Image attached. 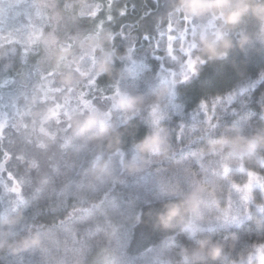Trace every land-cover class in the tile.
<instances>
[{
	"label": "trees",
	"instance_id": "1",
	"mask_svg": "<svg viewBox=\"0 0 264 264\" xmlns=\"http://www.w3.org/2000/svg\"><path fill=\"white\" fill-rule=\"evenodd\" d=\"M57 2L61 8L79 18L80 14L86 11L85 0ZM103 2L106 7L107 0ZM65 3L69 6L64 7ZM113 4L116 9L112 11L114 23L110 28L118 33L120 26L124 25L125 33L135 38L134 42L119 36L114 39L117 51L124 52L129 46L134 49V75L121 81V88L126 89V84L131 83L132 87L134 86L136 76H140V82L143 83L145 79L171 67V62L163 49L154 52L151 43L142 38L144 33H152L159 38L153 29L159 19L157 12L160 10V2L114 0ZM124 5H127V12L120 16L119 12ZM37 11L42 16L47 14L46 9H29L20 0H0V17L8 20L13 28L21 30L19 33L13 31L10 35L6 27L4 32H0V45L16 46L17 51L21 53L25 48L32 52L29 40H35L38 36L36 31H39L43 24L36 16ZM149 11L151 14L142 19L144 13ZM25 13L32 17L31 27ZM250 28L246 31L249 32ZM10 40L13 43H8ZM174 48L178 51L179 45L174 43ZM256 54L246 55L237 47L230 52L226 60L197 63L195 73L189 75L187 81H176L172 86L171 95L167 96L169 103L164 101L161 108V122L170 134L169 155L151 159L141 171L132 174L125 171L117 160H113L111 175L102 182L93 181L90 176V157L95 152L112 155L131 150L132 145L150 131L147 123L152 118L149 114V104L153 98L150 89V93H147L140 85L136 91L145 97V107L128 124L116 123L119 131V151L107 145L97 148L88 144L82 152L76 149L75 141L69 142V133L55 141L44 133L41 125L49 121V109L54 104H44L45 97L38 89L37 83L34 84L31 79L29 83L9 90L14 98L3 97L0 113H12V110L18 108L25 111L31 107L33 110L30 114L36 128L33 130L31 119L25 116L18 124L21 127L17 133L7 128V125L12 123L8 117V123L4 122L7 128L5 148L19 155L23 141L27 138L43 139L50 146L46 152L34 153L38 162L34 168L17 164L16 161L9 165V169L22 183L20 197L27 201L26 205L29 202L26 210L22 212L28 226L32 225L33 229L36 224L38 228L33 231H42L44 236L47 231L57 232L58 235L66 233V238L56 240V244L65 243L69 248L66 252L70 254L71 259L66 260L67 264H178L181 249L192 247L194 239L190 238L183 226L178 225L168 230L157 227L156 214L161 211L163 203L175 199L178 194L189 192L191 177L195 182L206 184L216 168L212 164L215 158L199 156L200 151L206 149L208 144L200 135L204 123V113L200 111L202 103L208 114L213 115V123L217 124L218 130L214 138L232 126H239L246 133L264 128V57L259 58ZM158 55H164L165 60L160 59ZM135 57L140 58V61ZM125 64L126 61L116 60L114 70H122ZM98 81L115 82L103 75ZM56 83L61 85L59 77ZM229 96L230 100L227 98ZM217 97L220 99L215 112L212 113V103ZM39 104L43 106L40 107ZM100 106L110 107V101L103 102ZM24 123L29 124L27 130L22 127ZM181 126L185 130L177 138ZM2 160L5 162L0 154V161ZM241 163L244 172L229 173V179L238 186L247 181V172L250 170L264 174V165L259 163L258 157L245 159ZM205 166L212 167V171H206ZM158 175L165 179L166 185L173 187L171 192L160 189L159 193H151L150 184ZM2 177L6 179L7 173ZM26 178H29L30 182ZM153 190H156V187ZM257 190L254 188L253 192ZM261 199L262 195L257 191L254 200L258 203ZM198 228L200 234L212 240L234 244L222 264H235L236 261L238 264H248L246 258L249 253H253L259 244L264 243V215H261L254 205L237 223L201 222ZM72 230H75L74 234ZM4 255L5 252H0V264H9Z\"/></svg>",
	"mask_w": 264,
	"mask_h": 264
},
{
	"label": "clouds",
	"instance_id": "2",
	"mask_svg": "<svg viewBox=\"0 0 264 264\" xmlns=\"http://www.w3.org/2000/svg\"><path fill=\"white\" fill-rule=\"evenodd\" d=\"M170 11L200 25L190 34L188 43L195 50L199 60L215 62L226 60L234 48L245 51L254 40L264 43V0H169ZM254 20L259 29L255 34L245 30L249 20ZM209 25H214L210 27ZM112 34L109 31L99 35L87 34L78 37L75 48H58L51 56L52 68L56 71L61 85L71 87L78 76L74 74L79 64L78 54L95 57L94 70L96 75L106 76L109 80L121 81L134 75V59L128 50L119 52L112 47ZM116 60L126 61L122 70H114ZM72 66L73 71L68 70ZM172 86L161 79L149 104L161 112L165 98L171 95ZM145 97L127 89L118 87L110 98V109L119 112L124 117L119 123L126 125L145 107ZM162 119L147 123L150 131L134 143L131 155L125 160L122 157L121 166L129 174L139 172L153 158H163L171 151L170 134ZM70 125V141L91 144L94 147L107 145L118 149L119 131L117 124L99 110H89L83 113L75 112L68 117ZM228 161H243L253 159L264 151V128L245 132L239 126H232L207 144ZM113 165L112 158L103 154L97 155L90 164V176L93 181L102 182L110 177ZM209 186L195 183L191 191L181 193L175 199L168 200L156 214L157 227L168 230L183 226L190 238L194 239L192 247L180 251L178 264H222L224 257L234 244L212 240L200 234L198 225L206 219ZM22 219V214L15 212H0V252L7 251L11 255L41 248L45 244L42 231H33L16 237L15 227ZM264 264V257H261Z\"/></svg>",
	"mask_w": 264,
	"mask_h": 264
},
{
	"label": "snow or ice",
	"instance_id": "3",
	"mask_svg": "<svg viewBox=\"0 0 264 264\" xmlns=\"http://www.w3.org/2000/svg\"><path fill=\"white\" fill-rule=\"evenodd\" d=\"M21 3L28 6L29 9H46L51 10L49 15L42 16L39 11H37L36 16L43 21L41 32L43 27L51 28V34L55 37V43L64 48H75V41L78 37L82 35V30L78 24L74 25L75 35H72L68 30L67 26L63 30V39L59 38V33L61 31V26L59 24V17L55 14L56 9L60 6L55 0H20ZM159 2V0H157ZM114 0H107V8L105 13V5L103 0H85V10L80 14L81 18H87L91 21L89 26L83 31H87L89 34L99 35L103 31L107 30L112 34V47H114V39L116 36H119L123 39H127L131 42L135 41V38L126 34L124 31V25L120 26V31L113 32L110 26L114 23V17L112 15ZM167 5L166 11L161 15L159 22L154 24V32L158 34L153 35L144 33L142 38L146 41H149L152 45V50L157 53L158 50L163 49L166 53V56L170 59L171 67L164 69L165 75L161 79L169 82L172 85L176 83L177 73L172 70L173 66H178L181 69L180 75L183 77V81L189 79L188 72L195 73L197 63L203 64L202 60H199L195 50L188 43L187 37L190 34L194 33L196 29L200 26L197 21L191 20L188 17H184L178 14H174L170 11L169 0H165ZM68 4H64V7H68ZM135 5H133V8ZM127 12V5H124L123 9L119 12L120 16H124ZM105 13L104 15H100ZM151 11L144 13L141 17L142 19L146 15H150ZM166 17V19H163ZM25 18L29 22V27H31L32 17L25 13ZM214 27V25H209ZM8 28L9 34L11 35L13 31L19 33L21 30L19 28H13L11 23L8 20H5L3 17H0V32H4L5 28ZM166 37V40L164 39ZM19 43V41H16ZM153 42L154 45L153 46ZM8 43H13L9 41ZM174 43L179 45L178 51L174 48ZM29 44L35 46V40H29ZM166 45V47H165ZM0 48H3V45H0ZM128 52L132 54L133 46L128 47ZM25 54L28 52V49L25 48ZM176 52V54H174ZM79 64L74 69V74L78 76V79L71 87H64L56 83L57 73L49 70L47 67L39 68L40 76L39 80L47 84V95L43 100L44 104L51 102L54 104L52 119L47 123L41 125V128L44 130V133L48 136L49 139L55 141L61 137H66L70 131V125L68 123V117L75 112L83 113L89 110H99L102 115L109 116L112 120L114 113L111 111L110 107L102 108L100 105L103 102L110 101L111 96L105 95L106 89L99 86L98 77L94 70L95 57L88 56L86 54H78ZM187 57L185 60L184 57ZM162 60H165L164 55H158ZM195 57V59H193ZM136 63V61H134ZM38 64H49L47 59V52L44 50V54ZM163 67V65H162ZM70 71H73L72 66H69ZM167 75L175 77L176 79L169 80ZM119 81H115V91L118 89ZM51 94V95H49ZM50 97V99L48 98ZM228 100L231 99V96L227 97ZM217 97L212 103V113L215 112L217 103L219 101ZM39 106H43L39 104ZM33 109L30 107L23 112H17V116L23 118L25 116L31 119V125L33 130H35L36 125L33 122L31 117V111ZM151 117L154 121H159L163 119L161 112L157 110L155 106H150ZM200 111L204 113V123L200 129V135L208 141V143L214 140L217 133V124L213 123V115H209L208 111L205 110V105L202 103L200 106ZM124 117L120 118V121ZM21 125H18L13 122L7 125V128L15 130L17 133L20 131ZM22 127L27 130L29 128L28 123H24ZM6 125L0 123V154L5 162L0 163V175L4 176L7 173V181L12 182L13 186L8 187L10 193L16 194V202L22 203L20 198L21 187L18 178L13 174L9 169V165L13 161H16L17 164H24L28 167H36L37 159L34 155L35 152H46L50 147L43 139H32L27 138L23 141L21 152L19 155L12 153L8 148H5L4 141L6 139L7 132ZM53 128L55 130H53ZM185 128L181 126L180 131L177 133V138L184 132ZM199 156L202 158L204 156H212L216 161V168L211 173V179L206 185L211 188L208 190V204L206 208L205 215L208 218L215 219H224L227 220L230 217L235 218V215L238 212L247 213L253 205L256 210L264 215V200L260 202H255L254 196L257 191L264 195V175L260 174L258 171H248L247 172V182L243 183V186L240 187L237 184L233 183L229 179V173L232 171L235 172H244V166L240 164V161H237V166L235 169H230L228 160L222 156V154H217L214 149H203L200 151ZM259 163L264 165V151L257 154ZM18 181V182H17ZM222 181V182H221ZM254 186L257 187V191L253 192ZM12 211H16L15 208ZM56 239V238H55ZM264 249V243L259 244L258 250ZM249 260H251V253L248 255ZM238 264V261L235 262Z\"/></svg>",
	"mask_w": 264,
	"mask_h": 264
},
{
	"label": "rangeland",
	"instance_id": "4",
	"mask_svg": "<svg viewBox=\"0 0 264 264\" xmlns=\"http://www.w3.org/2000/svg\"><path fill=\"white\" fill-rule=\"evenodd\" d=\"M55 2H57V0H55ZM160 2V10H158L157 12V17L159 19H157V22H159V20L161 19V17H159L158 15H161L162 13H164L166 11V7L167 5L165 4V0H159ZM106 8L107 5L105 7V13H106ZM116 9V6H114L113 4V8L112 11ZM51 10H47V15H49ZM105 13H101L100 15H104ZM58 17H59V24L61 26V31L59 33V38L63 39V30L64 27L67 26V30L72 34L75 35V28L74 25L78 24V26L81 28L82 30V35H87L89 34L87 31H83L84 29H86L89 24L91 23V21L87 18H79L76 15H71L67 10H64L63 8H61L60 6L56 9V13H55ZM163 19H166V17H163ZM43 25V24H42ZM245 30H248L249 27L250 31L248 33L250 34H255L258 29L259 26L258 24L254 21V20H249L248 23L244 26ZM41 28L42 26L38 29L39 31H36V45L33 46L32 45V52H27L25 54V52L23 51L18 52L17 51V47L16 46H5L3 48L0 49V102L2 101L3 97H11L14 98V95L11 94L12 92H8L9 90H12L15 86L18 85H24L30 82V80L32 79V82H34V84L37 83L38 85V89L40 91L43 92V97H46L47 95V84L43 85L39 80V76H40V71L39 68H45L47 67L49 70H53L52 68V60H51V56L52 53L58 49V48H62L60 46H58L55 43V37H53L51 34H49L51 32V28L49 27H43V31L41 32ZM107 30L103 31L106 32ZM81 35V36H82ZM190 38L187 37V39ZM166 40V37L164 38ZM166 47V45H165ZM44 50L47 52V59L49 61V64H38L39 60L42 59L43 54H44ZM244 54L246 55H251V54H255L259 57V58H263L264 57V43L258 41V40H254L253 43L248 46L246 48L245 51H243ZM135 59L137 61H140V58L135 57ZM187 59V57L185 56V60ZM193 59H195V57H193ZM127 63V62H126ZM196 66V65H195ZM173 71H175L177 73V77H179V79H183V77L180 75L181 73V69L178 66H175L174 68H172ZM188 76L192 74V72H188L187 73ZM165 75V71H161L158 75H154L151 76L147 79H145L142 82L141 77L140 76H136L137 79L134 83V86L132 87L131 83L126 84V89L129 91H132L133 93L136 94H140L139 91H136V89L138 87H140V85L143 86V90L146 91L147 93H150V91L148 89L151 90V93H154L155 90L157 89V86L161 80V77ZM169 80L172 79H176L175 77H172L170 75H167L166 77ZM177 79V80H179ZM125 79L121 80L124 81ZM176 80V81H177ZM119 81L118 87L121 88L122 83ZM99 82V81H98ZM121 82V83H120ZM131 82V81H128ZM44 83V82H43ZM99 86L100 87H104L106 89L105 91V95L107 96H111L114 91H115V82H109V83H102L99 82ZM173 86V85H172ZM5 89H8L7 91H4ZM51 95V94H49ZM142 95V94H141ZM50 98V97H48ZM19 100V98H18ZM165 101L167 103H169V100L167 99V97L165 98ZM54 107V106H53ZM165 107V106H164ZM23 112L22 108H18V109H14L12 110V113L10 112H6L3 111L2 114L0 113V119H2V123H4L6 120H8V117H10V120L13 122V120L15 121V123L20 124L22 119L21 117L17 116V112ZM162 113V112H161ZM52 115H53V108L51 107L49 109V114H48V118L49 120L52 119ZM122 117V114L119 112H115L114 113V117H113V121L115 123H119L120 122V118ZM46 119V120H47ZM6 123H8L6 121ZM88 144H82L79 141H75V146L76 149H78L79 152L84 151L85 147ZM102 154L101 152H95L91 158V160H93L97 155ZM105 157H111L112 160H117V162L119 164H121V160L122 157L123 159H127L130 155H131V150L128 151H122L120 153H115L112 155H105L103 154ZM225 158V157H224ZM0 163H3V160L0 161ZM240 164L241 161L239 162ZM114 164V161H113ZM215 167H216V161L212 163ZM229 167L230 169H235V167L237 166V161H228ZM206 171H208L210 173V171H212V167H208L205 166L204 168ZM264 175V174H263ZM192 178V182H190V190H192V188L194 187L195 181H193V177ZM28 182H30L29 178H26ZM18 182V181H17ZM152 184H150V186L152 187L151 193H154L155 191H157L159 193L158 190L163 189V191H172L173 187L170 185H166L165 184V179L162 178L160 175H158L156 177V179H152ZM247 182V181H246ZM189 183V182H188ZM20 184H22L20 182ZM12 187L13 184L12 182L7 181V178H3L0 175V212H5V211H12L13 208L16 209V211L18 210L21 214L24 210H26L27 205H29V202L27 203V205L25 204V200L23 201V197H20L22 200V203H17L16 202V194L15 193H10L8 191V187ZM243 185H241L240 187H242ZM156 190H153L155 189ZM145 187L143 186L142 189H144ZM254 188H257L256 186H254ZM253 188V189H254ZM262 195V194H261ZM264 200V195H262V199ZM15 212V211H12ZM247 213L245 212H238L235 215V218H229L227 220L224 219H215V218H208L206 216V219L202 222L203 224L205 223H210V222H219V221H227V222H233V223H237L239 221L242 220V218L246 215ZM38 226L36 224H34V228L33 229H37ZM32 229V225H29L26 223V218L23 217L22 214V219L19 221V223L17 224V226L15 227V235L16 237L19 236H23L26 233H30L33 232ZM72 233H75V230H72ZM45 244L38 249H34V250H30L27 252H23V253H19L16 255H11L9 254L7 251L5 252L4 255V259L9 263V264H67L66 260H70L71 258L69 257L70 254H67V250L69 249L67 247V245L65 243H60V244H56V240H59L60 238L64 237L65 234H61L58 235L57 232L55 233H51L50 231L45 232ZM69 234V230L68 233ZM51 237V239H50ZM55 239L53 241V239ZM66 238V237H64ZM251 260H249V258H246V261L248 264H261V257H264V249H260L258 250V247H256V249L254 250L253 253H251Z\"/></svg>",
	"mask_w": 264,
	"mask_h": 264
}]
</instances>
